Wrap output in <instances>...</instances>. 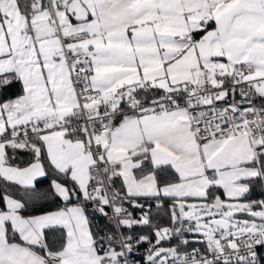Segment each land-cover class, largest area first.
I'll return each mask as SVG.
<instances>
[{
    "label": "snow or ice",
    "instance_id": "6c2138e0",
    "mask_svg": "<svg viewBox=\"0 0 264 264\" xmlns=\"http://www.w3.org/2000/svg\"><path fill=\"white\" fill-rule=\"evenodd\" d=\"M0 264H264V0H0Z\"/></svg>",
    "mask_w": 264,
    "mask_h": 264
},
{
    "label": "built area",
    "instance_id": "2783aa9c",
    "mask_svg": "<svg viewBox=\"0 0 264 264\" xmlns=\"http://www.w3.org/2000/svg\"><path fill=\"white\" fill-rule=\"evenodd\" d=\"M134 214H138V213H135V211H134ZM97 219H99V217H97ZM100 223L103 225L104 224V221L101 220Z\"/></svg>",
    "mask_w": 264,
    "mask_h": 264
}]
</instances>
